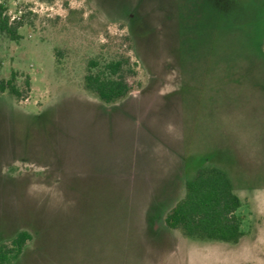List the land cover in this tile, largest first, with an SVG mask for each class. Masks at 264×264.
<instances>
[{
    "label": "rangeland",
    "instance_id": "obj_1",
    "mask_svg": "<svg viewBox=\"0 0 264 264\" xmlns=\"http://www.w3.org/2000/svg\"><path fill=\"white\" fill-rule=\"evenodd\" d=\"M0 2L24 15L0 77L29 82L0 93V242L33 237L14 264H264V0ZM98 55L137 65L118 103L84 89ZM204 165L241 200L236 244L162 223Z\"/></svg>",
    "mask_w": 264,
    "mask_h": 264
},
{
    "label": "trees",
    "instance_id": "obj_2",
    "mask_svg": "<svg viewBox=\"0 0 264 264\" xmlns=\"http://www.w3.org/2000/svg\"><path fill=\"white\" fill-rule=\"evenodd\" d=\"M23 18L24 15L11 20L8 6L0 2V35L18 42ZM136 67L124 55L95 56L85 64L84 89L105 105L118 103L139 86L130 82L137 74ZM28 88V80L23 87L17 85L15 73L8 80L0 77V93L7 92L16 101L24 98ZM240 206L228 172L216 165H204L184 181L182 196L166 210L162 223L167 230L194 241L236 244L244 235L243 218L237 214ZM32 241L28 231L20 230L11 239L0 242V264H14Z\"/></svg>",
    "mask_w": 264,
    "mask_h": 264
},
{
    "label": "built area",
    "instance_id": "obj_3",
    "mask_svg": "<svg viewBox=\"0 0 264 264\" xmlns=\"http://www.w3.org/2000/svg\"><path fill=\"white\" fill-rule=\"evenodd\" d=\"M20 13H21V11H19V14H20ZM19 17H20V16H18V17H11V20H14V19L18 20Z\"/></svg>",
    "mask_w": 264,
    "mask_h": 264
},
{
    "label": "crops",
    "instance_id": "obj_4",
    "mask_svg": "<svg viewBox=\"0 0 264 264\" xmlns=\"http://www.w3.org/2000/svg\"><path fill=\"white\" fill-rule=\"evenodd\" d=\"M229 159V158H228ZM224 169V168H223ZM227 171V170H226ZM228 172V171H227ZM228 174H229V172H228ZM233 182V181H232ZM233 185H234V183H233ZM234 191H235V189H234ZM238 196V195H237Z\"/></svg>",
    "mask_w": 264,
    "mask_h": 264
}]
</instances>
